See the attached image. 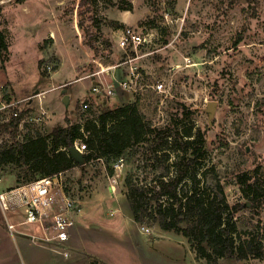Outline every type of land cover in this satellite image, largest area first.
I'll return each mask as SVG.
<instances>
[{
	"label": "rangeland",
	"instance_id": "1",
	"mask_svg": "<svg viewBox=\"0 0 264 264\" xmlns=\"http://www.w3.org/2000/svg\"><path fill=\"white\" fill-rule=\"evenodd\" d=\"M251 1L0 0V32L7 44L0 51V89L29 112L20 140L28 132L47 135L46 127L65 125L66 118L83 125L103 105L138 103L155 127L200 128L203 185L222 191L230 203L243 201L238 174L259 168L264 182V0ZM127 28L142 31L149 42L123 50L119 41ZM131 69L139 77L129 92L120 83ZM99 81L113 85L115 94H96L92 88ZM158 83L164 84L161 90ZM4 142L11 143L10 137ZM77 158L80 164L65 178L69 198H97L109 185L114 201L133 219L126 176L149 183L158 173L148 166L145 146L128 150L120 169L118 160ZM1 172L0 192L15 189L13 166ZM2 212L4 218L13 213L0 206ZM258 229L264 234V206L257 217L248 208L239 214L242 238ZM132 236L139 264H209L196 257L183 235L150 221L133 225ZM14 251L18 257L16 246ZM216 264H264V258Z\"/></svg>",
	"mask_w": 264,
	"mask_h": 264
},
{
	"label": "trees",
	"instance_id": "2",
	"mask_svg": "<svg viewBox=\"0 0 264 264\" xmlns=\"http://www.w3.org/2000/svg\"><path fill=\"white\" fill-rule=\"evenodd\" d=\"M251 4V0H246ZM253 18L257 17L254 9ZM241 38L238 39L239 42ZM0 32V51L6 50ZM28 109L2 127L11 143H0V169L12 165L16 186L75 168L79 158L69 152L82 139L92 160L117 161L134 146H145L149 165L156 173L151 182L142 183L135 175L125 178L126 198L135 223L150 221L163 231L183 235L198 259L216 264L220 259L245 261L264 258V234L238 231L239 214L250 209L252 217L264 206V182L256 168L238 174L243 201L230 203L222 191H210L199 176L205 156V136L200 128L177 123L155 127L140 112L138 103L109 108L101 106L96 118L83 125L65 119L47 135L40 133L18 139L19 124ZM110 175L114 170L110 168ZM68 193V191H66Z\"/></svg>",
	"mask_w": 264,
	"mask_h": 264
},
{
	"label": "crops",
	"instance_id": "3",
	"mask_svg": "<svg viewBox=\"0 0 264 264\" xmlns=\"http://www.w3.org/2000/svg\"><path fill=\"white\" fill-rule=\"evenodd\" d=\"M41 110L43 115L47 113ZM54 127L48 126L45 130L49 134ZM19 130L18 139L23 125ZM68 172L70 170L63 172L64 183ZM11 176L16 183V174ZM110 187L99 189L97 198L77 200L78 208L70 214L74 225L69 228V238L63 243L69 253L67 257L43 247L46 235L54 237L53 216L66 208L65 201L69 196L65 186L55 187L49 195V213L43 224L24 223L26 213L23 207L10 209L13 213L9 217L5 214L4 218L3 212L0 213V264H124L125 260L131 261V264L134 260L139 264L140 258L132 246L133 225L136 223L114 201ZM10 224L15 225L12 230L9 229ZM32 236L37 238L38 243L32 240ZM49 244L56 246L59 242L54 239ZM15 246L18 257H14Z\"/></svg>",
	"mask_w": 264,
	"mask_h": 264
},
{
	"label": "built area",
	"instance_id": "4",
	"mask_svg": "<svg viewBox=\"0 0 264 264\" xmlns=\"http://www.w3.org/2000/svg\"><path fill=\"white\" fill-rule=\"evenodd\" d=\"M147 37L144 35L142 31H135L131 28L125 29L119 41V46L126 51V49L132 44L135 48L148 43ZM139 74L131 69L129 73V77L127 80L120 83V86L129 92L135 91L133 87L134 79L138 80ZM163 83H158L157 88L161 90L163 88ZM113 85L106 86L102 81H99L93 86V91L96 94L101 93L102 91H106L109 95H113ZM40 96V94H39ZM21 101H16L14 99H8L2 89H0V133L2 131V127L8 123H10L14 118L18 117L20 114L19 104ZM83 108H88V103H82ZM27 117V116H26ZM25 117V118H26ZM25 118L21 121L19 126L21 127L25 122ZM9 136L7 132H2L0 135V143L3 141V137ZM87 151V144L79 139L75 141L74 146L69 149V152L73 154L75 157L82 156ZM123 165V158H120L117 161L116 167L120 169ZM3 174L0 169V183L2 182ZM55 187L63 188L64 187V177L63 172L43 177L37 181L32 183L16 187L10 191L0 192V206L3 211H7L10 209L23 207L26 213V219L24 223L26 224H35V223H44V219L48 215V205L47 200L51 192ZM66 208L63 212H59L53 216V230L54 237H50L46 235L44 237V245L43 247L49 248L55 252L63 254L65 257L69 255L68 251L64 249L63 243H65L69 238V228L74 225V220L70 215L74 209L78 208L77 200L72 198H66L65 201ZM15 225L10 224L9 229L12 230ZM148 233L150 230L145 228ZM57 240L59 242L58 245L53 246L49 244L52 240ZM32 240L35 243L37 242V238L32 236Z\"/></svg>",
	"mask_w": 264,
	"mask_h": 264
},
{
	"label": "water",
	"instance_id": "5",
	"mask_svg": "<svg viewBox=\"0 0 264 264\" xmlns=\"http://www.w3.org/2000/svg\"><path fill=\"white\" fill-rule=\"evenodd\" d=\"M66 101H67V97H66Z\"/></svg>",
	"mask_w": 264,
	"mask_h": 264
},
{
	"label": "bare ground",
	"instance_id": "6",
	"mask_svg": "<svg viewBox=\"0 0 264 264\" xmlns=\"http://www.w3.org/2000/svg\"><path fill=\"white\" fill-rule=\"evenodd\" d=\"M112 189V188H111Z\"/></svg>",
	"mask_w": 264,
	"mask_h": 264
}]
</instances>
